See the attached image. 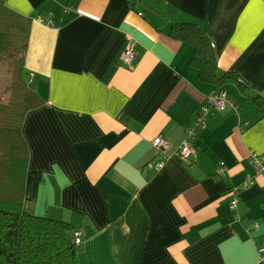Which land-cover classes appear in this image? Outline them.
Here are the masks:
<instances>
[{"label":"crops","instance_id":"crops-1","mask_svg":"<svg viewBox=\"0 0 264 264\" xmlns=\"http://www.w3.org/2000/svg\"><path fill=\"white\" fill-rule=\"evenodd\" d=\"M0 1L33 19L23 75L43 103L23 124L27 212L80 230V264H264V172L235 191L264 157V0ZM185 22L232 76L201 79L173 32ZM221 89L235 106L210 108L183 156Z\"/></svg>","mask_w":264,"mask_h":264},{"label":"trees","instance_id":"trees-1","mask_svg":"<svg viewBox=\"0 0 264 264\" xmlns=\"http://www.w3.org/2000/svg\"><path fill=\"white\" fill-rule=\"evenodd\" d=\"M32 21L0 1V62L15 55L8 97L0 98V264H80L73 224L24 208L30 151L23 124L28 112L43 103L23 76ZM173 32L195 47L193 63L201 79L219 85L232 76L219 66L205 29L185 22L176 23Z\"/></svg>","mask_w":264,"mask_h":264},{"label":"built area","instance_id":"built-area-1","mask_svg":"<svg viewBox=\"0 0 264 264\" xmlns=\"http://www.w3.org/2000/svg\"><path fill=\"white\" fill-rule=\"evenodd\" d=\"M38 19L43 20L42 17H38ZM47 21L50 24H52V20L50 18ZM136 54H137V46H136V43L132 41L127 45L122 55V59L125 63H131L133 59L135 58ZM229 106L234 107L235 102L230 99V95L228 94L226 89H221L217 93V95L209 98L207 106H203L201 108V110L199 111V116L197 120L194 122V124L189 125L187 127V136L184 139L182 146H181V153L183 156L190 157L193 151V143L195 139L198 137L199 131L206 127V120H205L206 117L205 116L208 110L210 108H213L218 112H224ZM152 142H153V146L159 151H164L165 149L169 147L168 140L161 136L155 137ZM161 156L162 158L160 160L159 165H162L164 162L163 160L164 156L163 155ZM251 161L253 162V165H254L253 173H251L247 177V179L242 183V185L238 187V189L237 188L235 189V191H238L243 186H247L253 183L257 175L259 173L264 172V157L258 154H253L251 155ZM223 170L224 168H221L218 171L222 172ZM237 202H238V198L237 196H235L232 200V206H235ZM254 227L255 228L259 227V223L257 221L253 223V228ZM81 236H82V232L80 230H77L75 232V243L76 244H81L82 242ZM259 252L262 257V261L264 262V241L259 246Z\"/></svg>","mask_w":264,"mask_h":264},{"label":"rangeland","instance_id":"rangeland-1","mask_svg":"<svg viewBox=\"0 0 264 264\" xmlns=\"http://www.w3.org/2000/svg\"><path fill=\"white\" fill-rule=\"evenodd\" d=\"M14 56V54H9L0 62V98L3 101L8 97L7 87L9 88V84L13 77L12 60L14 59ZM24 74L26 75V73ZM25 75L23 76L25 77Z\"/></svg>","mask_w":264,"mask_h":264}]
</instances>
